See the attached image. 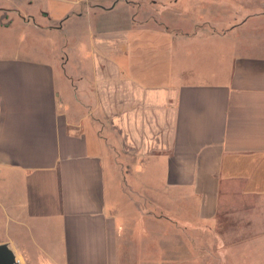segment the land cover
Wrapping results in <instances>:
<instances>
[{
	"label": "crops",
	"instance_id": "0c3cea01",
	"mask_svg": "<svg viewBox=\"0 0 264 264\" xmlns=\"http://www.w3.org/2000/svg\"><path fill=\"white\" fill-rule=\"evenodd\" d=\"M192 1L171 31L129 16L84 45L76 21L74 55H0V244L21 264H177L180 223L264 235V0Z\"/></svg>",
	"mask_w": 264,
	"mask_h": 264
},
{
	"label": "rangeland",
	"instance_id": "374dc122",
	"mask_svg": "<svg viewBox=\"0 0 264 264\" xmlns=\"http://www.w3.org/2000/svg\"><path fill=\"white\" fill-rule=\"evenodd\" d=\"M198 1H192V4L196 5ZM186 3L191 4V0H16L15 5L0 0V9L14 8V12L8 15L4 23L0 22V55L17 54L25 57L58 56L63 53L74 55L76 21L80 22L81 41L84 45L89 41L90 29L109 28L112 19L126 20L129 16L132 19L148 18L158 24L162 18L164 20V24H160L163 26L162 29L171 31L172 22L176 24L180 22L177 17L172 16V9L183 7ZM205 7L207 8L205 12L203 11L205 17L226 16L229 19L230 7H225V10L216 6ZM199 8V6L191 7L189 18L200 13ZM4 11L10 12L9 9ZM78 15L81 17L80 20L76 17ZM3 16H0V21ZM185 17L187 16H183ZM198 19L202 20L203 17L199 16ZM28 20L30 25L25 24ZM64 22L67 23V30L62 32L61 36L58 31L55 34L43 31L45 27H58ZM203 23L206 22L201 21L202 25ZM233 24V22L227 24V28L232 27ZM203 27L196 29V32H199L196 35L212 34ZM207 60L203 62L204 66L211 68L216 63L215 58ZM162 215L167 216L166 213ZM187 235H194V253L190 256L176 257L177 264H264V235H238V223L194 224L191 227L180 223L179 236L182 240L177 239L176 236L175 247H189ZM162 246L164 247L159 242L158 252L160 247L163 249ZM166 257L163 255V259Z\"/></svg>",
	"mask_w": 264,
	"mask_h": 264
},
{
	"label": "water",
	"instance_id": "95a60500",
	"mask_svg": "<svg viewBox=\"0 0 264 264\" xmlns=\"http://www.w3.org/2000/svg\"><path fill=\"white\" fill-rule=\"evenodd\" d=\"M0 264H21L8 244H0Z\"/></svg>",
	"mask_w": 264,
	"mask_h": 264
},
{
	"label": "built area",
	"instance_id": "2783aa9c",
	"mask_svg": "<svg viewBox=\"0 0 264 264\" xmlns=\"http://www.w3.org/2000/svg\"><path fill=\"white\" fill-rule=\"evenodd\" d=\"M18 261L21 263V259H18Z\"/></svg>",
	"mask_w": 264,
	"mask_h": 264
}]
</instances>
